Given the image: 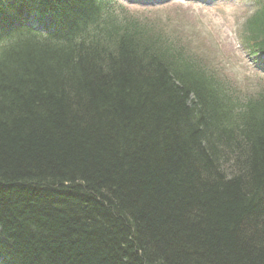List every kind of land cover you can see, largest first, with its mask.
<instances>
[{
  "label": "trees",
  "instance_id": "trees-1",
  "mask_svg": "<svg viewBox=\"0 0 264 264\" xmlns=\"http://www.w3.org/2000/svg\"><path fill=\"white\" fill-rule=\"evenodd\" d=\"M46 1L64 21L85 3ZM78 15L77 44L19 48L15 84L0 85V251L12 264H264V91L230 93L201 64L159 59L149 37L129 43L118 16Z\"/></svg>",
  "mask_w": 264,
  "mask_h": 264
},
{
  "label": "rangeland",
  "instance_id": "rangeland-1",
  "mask_svg": "<svg viewBox=\"0 0 264 264\" xmlns=\"http://www.w3.org/2000/svg\"><path fill=\"white\" fill-rule=\"evenodd\" d=\"M242 5L241 0H211L205 5L207 7L199 8V2H194L192 6L189 2H184L183 5H180L172 11L171 17L175 20L176 25L181 26L189 32H191L193 28L191 21H195V23H203L207 27V32L205 31L204 35L206 36V42L209 49H207L203 41L197 42L196 47L205 49L203 52L209 58H214L213 53L211 52L214 50L216 55L225 62V69L229 75L235 79V82L239 85L248 84V90L251 89V91H255L253 89L254 85L257 84V89H264V82L243 64L242 60L233 49L227 31L228 26L237 16L238 8L242 7ZM220 10L227 12L228 16L224 18L220 15H211L214 11L218 12ZM180 17H182L181 20ZM214 37L218 40L220 44L219 48L223 54L216 51V44L213 40L215 39ZM233 64L237 66L234 67ZM230 66H233V68Z\"/></svg>",
  "mask_w": 264,
  "mask_h": 264
},
{
  "label": "bare ground",
  "instance_id": "bare-ground-1",
  "mask_svg": "<svg viewBox=\"0 0 264 264\" xmlns=\"http://www.w3.org/2000/svg\"><path fill=\"white\" fill-rule=\"evenodd\" d=\"M51 1V0H50ZM45 3L47 4L48 3V1H46L45 0ZM50 8H51V10H55V6L54 5H50ZM43 48V47H42ZM140 49V48H139ZM8 51H9V49H8ZM14 52H17L12 46H10V54L11 53H14ZM163 54H161L160 56H162ZM13 57V56H12ZM31 57H33V56H30V55H25L24 56V58H27V59H29V58H31ZM8 78H9V76H8V74L6 75V79H7V85L8 86H10L11 84H15V82H16V80L15 79H12L11 78V80L10 81H8ZM192 98V97H191ZM2 262L4 263V264H12V258H11V255L10 254H5L4 256H3V259H2Z\"/></svg>",
  "mask_w": 264,
  "mask_h": 264
}]
</instances>
